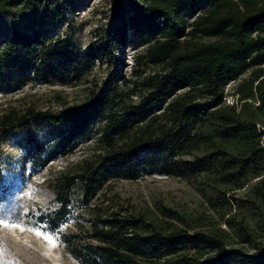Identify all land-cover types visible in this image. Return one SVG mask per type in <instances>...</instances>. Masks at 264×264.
<instances>
[{
	"label": "trees",
	"instance_id": "16d2710c",
	"mask_svg": "<svg viewBox=\"0 0 264 264\" xmlns=\"http://www.w3.org/2000/svg\"><path fill=\"white\" fill-rule=\"evenodd\" d=\"M63 2L0 0V16L9 18L8 29L0 18V92L35 81L78 83L126 45L127 31L142 47L136 73L152 69L135 81L138 100L116 85L91 88L84 101L58 110L0 115V132L26 131L25 159L34 167L99 136L103 150L58 183L52 228L66 216L73 186L92 214L63 233L67 251L83 264H264V0H112L104 37L86 49L53 33ZM251 69L237 103H228L227 85ZM35 122L53 139H38ZM145 172L202 176L226 227L167 206L123 213L92 203L110 179ZM256 178L244 199L257 212L251 223L248 207L238 205L240 219L231 213L230 193Z\"/></svg>",
	"mask_w": 264,
	"mask_h": 264
},
{
	"label": "rangeland",
	"instance_id": "374dc122",
	"mask_svg": "<svg viewBox=\"0 0 264 264\" xmlns=\"http://www.w3.org/2000/svg\"><path fill=\"white\" fill-rule=\"evenodd\" d=\"M111 5L112 0H64L61 9L63 17L51 25L53 33L86 49L104 37ZM0 18L2 27L8 29V16ZM126 35V45L117 50L112 59L97 62L94 70L78 83L35 81L0 92V115L13 108L24 110L28 106L58 110L67 104L81 103L91 88L109 89L116 85L138 100L139 86L135 85V81L141 80L152 69L146 68L142 75L136 73V57L142 47L134 43L131 31H127ZM252 71L248 70L227 85L228 103H237V88L250 78ZM251 102L259 103L257 100ZM33 133L40 140L53 139L54 135L51 128L42 122H35ZM29 145L24 129L13 128L8 134L0 132V264H83L67 251L61 239L63 233L74 228L76 223L88 224L92 219L91 212L82 204L78 186L69 191L72 202L59 227L52 228L48 219L60 206L56 192L61 178L73 173L79 163L94 158L103 150L99 136L81 142L67 154L59 155L39 167H34L25 159ZM257 179L247 187L230 193L235 197L230 201L231 213L236 214L237 219L241 218L238 205L242 204L244 209L248 207V221L256 222L257 212L244 199ZM201 180L202 176L182 178L158 172H145L135 179L112 178L92 203L123 213L147 210L159 213L163 206H167L193 215L204 213L214 216L226 227L221 217L223 211L213 210L215 192L201 185ZM227 205L224 204V210L228 209Z\"/></svg>",
	"mask_w": 264,
	"mask_h": 264
},
{
	"label": "snow or ice",
	"instance_id": "6c2138e0",
	"mask_svg": "<svg viewBox=\"0 0 264 264\" xmlns=\"http://www.w3.org/2000/svg\"><path fill=\"white\" fill-rule=\"evenodd\" d=\"M21 230H22V229H21ZM45 239H46V240H50V238H49V237H45Z\"/></svg>",
	"mask_w": 264,
	"mask_h": 264
}]
</instances>
